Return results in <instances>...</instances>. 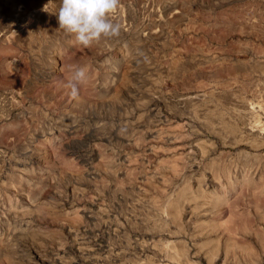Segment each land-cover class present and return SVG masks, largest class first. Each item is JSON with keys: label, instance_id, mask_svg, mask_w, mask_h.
I'll use <instances>...</instances> for the list:
<instances>
[{"label": "rangeland", "instance_id": "374dc122", "mask_svg": "<svg viewBox=\"0 0 264 264\" xmlns=\"http://www.w3.org/2000/svg\"><path fill=\"white\" fill-rule=\"evenodd\" d=\"M60 4L0 0V264H264V0Z\"/></svg>", "mask_w": 264, "mask_h": 264}, {"label": "clouds", "instance_id": "9594fccd", "mask_svg": "<svg viewBox=\"0 0 264 264\" xmlns=\"http://www.w3.org/2000/svg\"><path fill=\"white\" fill-rule=\"evenodd\" d=\"M120 0H61L57 12L59 28L74 34L78 43L89 47L102 38L118 36L120 24L113 20L118 11ZM86 68L75 70L67 86L71 94L77 95V86L73 81L85 79Z\"/></svg>", "mask_w": 264, "mask_h": 264}, {"label": "bare ground", "instance_id": "6f19581e", "mask_svg": "<svg viewBox=\"0 0 264 264\" xmlns=\"http://www.w3.org/2000/svg\"><path fill=\"white\" fill-rule=\"evenodd\" d=\"M244 119V118H243Z\"/></svg>", "mask_w": 264, "mask_h": 264}]
</instances>
